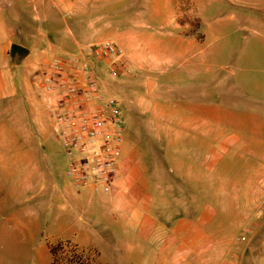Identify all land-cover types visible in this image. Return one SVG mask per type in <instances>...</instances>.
<instances>
[{"label": "rangeland", "instance_id": "rangeland-1", "mask_svg": "<svg viewBox=\"0 0 264 264\" xmlns=\"http://www.w3.org/2000/svg\"><path fill=\"white\" fill-rule=\"evenodd\" d=\"M179 2L182 11L173 25H168L166 16L174 10L176 0L127 4L135 19L153 27L156 36L163 33L159 49L163 55H158L162 65L156 77L142 75L127 52L132 76L112 80L103 75L108 94L122 107L124 160L130 162V178L137 188L150 190L155 219L171 230L167 244L146 243V250L151 254L163 251L166 258L162 264H264V207L259 210L261 216L257 211L253 220L245 219V196L232 193L228 177L231 171L237 174L244 170L246 133L239 126L246 110H264V0ZM52 11L51 0H23L20 38L23 46L33 50V56L16 68L8 55L0 61V90L10 80L11 64L18 89L23 77V84L27 79L29 89L41 94L36 83L43 64L52 57L67 55L59 48L67 42V25L61 19L52 20ZM154 11L161 12L162 17H155ZM191 40L196 47L191 46ZM6 103L0 100V142L30 139L39 145L25 160L23 152L11 153L9 146L0 147V225L7 215L5 207L13 201L11 192L23 186L26 173L50 172L60 183H72L67 177V158L47 110L42 109V116L30 115L28 127L23 128L21 109L17 108L10 123ZM231 143L240 146L228 147ZM105 198L109 197L97 195L93 202L98 204ZM177 204L183 210L196 206L205 217L204 225L197 229V243L191 244L175 232L176 224L184 221L176 217L183 215ZM238 207L241 210L234 212ZM5 229L0 226V238L6 237ZM115 230L104 227L101 236H92V248L102 264H129L126 246L133 237L118 235V229L112 236ZM247 232L248 240L240 241ZM26 239L23 231L21 263L42 264ZM2 246L0 243V264H11Z\"/></svg>", "mask_w": 264, "mask_h": 264}, {"label": "crops", "instance_id": "crops-1", "mask_svg": "<svg viewBox=\"0 0 264 264\" xmlns=\"http://www.w3.org/2000/svg\"><path fill=\"white\" fill-rule=\"evenodd\" d=\"M51 1L53 4L51 19L58 21L61 19L67 25L65 31L67 42L59 47L61 51L74 54L81 46L113 41L130 55L142 75L156 77L162 65L159 58L162 56L158 55H163L159 53V49L163 46L161 41L163 33L160 32L158 37L148 23L135 19V15L132 14L134 11L127 5L135 0ZM181 11V3L176 0L174 10L166 16L168 25H173ZM153 13L157 18L162 17L161 12ZM21 35H23V0H0V61L5 60V56L8 55L11 63L16 62L15 68L23 65V61L12 58L11 48L14 44L23 46ZM190 44L197 46L193 40ZM51 48L53 49L49 47ZM29 50L31 53L28 57H31L33 50ZM15 68L13 69L10 64V80L5 88L0 90V100L7 101L10 123L13 122L17 108L21 109L23 128H27L30 115L42 116V109L47 110V108L43 95L31 91L27 79H24L23 84L22 77L18 89L17 79L13 77ZM155 83L157 86L158 80L155 79ZM239 128L246 133L243 143L244 170L237 174L231 171L228 177L231 180L232 193L245 196L242 210L244 218L251 221L258 216L257 211L260 212V216L263 214L259 210L264 207V110H246L244 122ZM38 143L30 139L10 140L0 142V147L9 146L11 153L23 152V160H25L33 154V148L38 147ZM230 146L240 145L231 143L228 144V147ZM125 157L124 148L121 178L111 194L77 192L72 183L70 185L60 183L50 172L26 173L23 176V186L11 192L13 201L5 207L4 211L7 215L3 217V224L1 222L0 225L7 228L6 237L0 238V243L3 245L1 251L12 260L11 264H23L20 261L23 260V231L27 235V244H31L33 252H38L42 264H52L50 250L52 243L69 240L83 248H91L92 236H101V229L104 227L116 228L114 233L111 232L112 236L119 233L118 235L123 237H133V242L126 246L129 264H139L144 260L152 261L153 264H162L163 259L166 258L164 252L151 254L146 250V243L149 246L154 243L167 244L171 230L155 219L154 196L152 197L153 194L145 187L135 186V182L130 178V162L125 163ZM180 178L187 179L189 176L181 174ZM97 195L109 198L101 199L96 204L93 201ZM178 206L183 210L181 204H177ZM188 210H190L189 214ZM240 210V207L234 208V212ZM176 217H183L184 220L176 224L177 235L183 236L182 238L191 244L197 243L199 241L197 229L205 223V217L199 213L198 207L184 208L183 215ZM261 226H264V222ZM141 243L145 244L141 245Z\"/></svg>", "mask_w": 264, "mask_h": 264}, {"label": "built area", "instance_id": "built-area-1", "mask_svg": "<svg viewBox=\"0 0 264 264\" xmlns=\"http://www.w3.org/2000/svg\"><path fill=\"white\" fill-rule=\"evenodd\" d=\"M105 74L112 80L133 75L126 51L108 40L52 57L36 83L77 192L111 194L121 178L125 120L120 102L105 88ZM248 235L240 241L246 242Z\"/></svg>", "mask_w": 264, "mask_h": 264}, {"label": "trees", "instance_id": "trees-1", "mask_svg": "<svg viewBox=\"0 0 264 264\" xmlns=\"http://www.w3.org/2000/svg\"><path fill=\"white\" fill-rule=\"evenodd\" d=\"M52 264H102L94 248H83L69 240H59L50 245Z\"/></svg>", "mask_w": 264, "mask_h": 264}, {"label": "water", "instance_id": "water-1", "mask_svg": "<svg viewBox=\"0 0 264 264\" xmlns=\"http://www.w3.org/2000/svg\"><path fill=\"white\" fill-rule=\"evenodd\" d=\"M31 51L24 46L14 44L11 48V56L13 59L18 58L20 61H24L30 55Z\"/></svg>", "mask_w": 264, "mask_h": 264}]
</instances>
